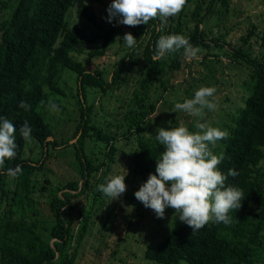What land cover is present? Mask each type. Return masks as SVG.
Here are the masks:
<instances>
[{"label":"trees","instance_id":"1","mask_svg":"<svg viewBox=\"0 0 264 264\" xmlns=\"http://www.w3.org/2000/svg\"><path fill=\"white\" fill-rule=\"evenodd\" d=\"M75 1L0 0V118L12 121L18 145L16 157L6 161L4 170L16 165L23 169L14 180L0 170V264H81L77 260L91 212L84 202L78 207V202L81 198L99 199L97 185L109 176L111 163L127 152L121 145L123 140L130 145L129 140L135 139L128 154L130 172L143 181L155 173V159L164 147L157 144L155 136L143 135V125L186 57L180 50L159 61L152 59L157 39L166 34L184 35L193 46L205 50L200 64L206 65L208 57L219 55L213 52L219 46L231 61H241L248 68L249 81L244 85L246 89L249 86V95L244 106L236 108L239 114L234 113L229 120L228 138L213 149L214 154L224 153L219 165L222 172L234 169L238 173L235 178L229 176L226 183L242 189L245 197L241 207L229 213L230 225L210 222L192 233L182 223L148 246L144 257L163 264H264V26L258 33L252 25L240 37L245 48L231 42L223 45L217 33L204 31L202 23L218 11L227 12L228 0H187L166 28L161 30L157 20L142 24L135 47L115 61L107 77L99 68L87 69L76 55L84 52L85 42L101 38L100 47L90 48L86 54L90 58L103 56L115 31L113 24L88 37L68 22ZM77 14L94 20L86 3L77 7ZM253 36L263 50L261 55H251ZM136 59L139 65L131 96L118 104L124 114L121 118L112 116V128L98 125L92 120L94 104L87 101L88 90L106 92L127 84L124 72ZM65 70L76 74L79 113L73 131L57 140L37 107L49 94L63 93L59 81ZM21 101L30 105L29 110L19 107ZM24 121L32 129L35 144L30 145V157L25 155L28 141L19 132ZM118 128L123 131L118 132ZM96 147L108 149L103 160L95 153ZM56 151V156H72L74 174L53 187L45 164Z\"/></svg>","mask_w":264,"mask_h":264},{"label":"rangeland","instance_id":"2","mask_svg":"<svg viewBox=\"0 0 264 264\" xmlns=\"http://www.w3.org/2000/svg\"><path fill=\"white\" fill-rule=\"evenodd\" d=\"M82 2L87 4L94 20L85 15L77 14V7ZM110 3L111 0H76L74 7L67 16L70 25L78 27L88 37L98 32L102 33V30L113 24L115 31L110 46L103 56L90 58L86 54L90 48L100 47L101 38L85 42L83 44L84 52L76 55L87 69L99 68L107 77L110 76L115 61L130 50L122 40L124 34L131 33L136 37L142 25L129 27L118 23L116 17L112 19V22H109L107 8ZM219 4L218 2L217 6H220ZM227 7V12L218 11L203 20L204 31L210 35L217 33L215 36L219 37V41L223 45L231 42L235 47L242 46L239 39L246 34L247 29L254 25L256 32L259 33L264 26V0H228ZM250 44L252 56L263 53L258 40L256 41V36L250 39ZM242 47L245 48V45ZM204 52L205 50L200 49L198 58L195 59L185 57L180 69L175 72L163 99L148 117L146 124L143 125L144 136H151V139H154L158 127H176L180 123L185 124L190 130H195L194 125L198 118L191 117L182 111L174 112L173 109L176 103H182L185 99L192 98L195 91L202 86H215L217 89V109L214 112H206L205 120L211 126L223 130H227V127L231 125L230 118L237 112V107L242 108L244 106L243 100L250 92L249 86L246 89L244 85L245 82L249 81L248 68L241 61H231V58L225 55L223 48L219 46L213 49V52H218L219 55L208 57L205 61L206 65L200 64ZM138 60L130 63L124 72L129 78L127 84L121 85L119 88L108 89L106 92L88 90L87 101L94 104L92 120L98 125L112 128L113 115L121 118L124 114V108L118 107V104L131 96L133 79L138 71ZM59 82L63 93L49 94L47 99L37 107V110L44 114L53 137L57 140L67 138L73 131L77 122L75 119L79 113L76 74L70 70H65ZM49 100L59 106V112L49 110ZM118 121L120 120L118 119ZM120 131L123 130L118 128V132ZM74 141L75 139L71 140V142ZM123 141L121 145L127 152L119 155L116 161L111 163L109 175H122L127 171L125 176L127 191L119 200L109 201V198L101 193L95 202H92L91 198L84 200L81 198L78 202V207H81L84 202L86 210L91 212L89 229L87 235L82 239L77 260L81 264H163L146 259L144 251L148 246L160 241L167 233L183 223L175 216L172 208L165 210L164 218H157L151 209L144 207L135 198L134 192L144 181L140 175H133L130 172L128 154L131 151L129 149H132L130 146L135 143V139L129 140L130 145H126ZM31 144L35 145L30 140L25 147V155L29 157ZM60 147L62 146L59 145L58 148ZM105 151L106 148L104 147H96L95 153L100 156V160H103ZM51 154V157L46 161L45 169L52 186L55 187V185L73 178L74 165H72V161L74 159L70 154L56 156L59 151ZM262 166L264 167V161ZM181 264H185V262H181Z\"/></svg>","mask_w":264,"mask_h":264},{"label":"clouds","instance_id":"3","mask_svg":"<svg viewBox=\"0 0 264 264\" xmlns=\"http://www.w3.org/2000/svg\"><path fill=\"white\" fill-rule=\"evenodd\" d=\"M187 0H111L107 8L108 21L114 17L117 22L129 27L148 25L152 20L159 22L160 29L168 26L170 18H175L185 7ZM122 40L129 48L135 47L137 40L131 33H125ZM183 50L189 59L198 58L200 49L190 43L189 38L181 34L160 35L155 43L154 61ZM215 86H202L192 98L174 105L173 111H182L198 118L195 130L185 124L176 127H158L155 140L164 147L160 158L155 159V173H149L134 192L135 198L144 207L151 209L157 218H164L165 210L172 208L178 219L186 223L192 233L207 224L223 223L230 225L232 216L241 207L245 195L239 187L227 184L228 177L235 178L238 173L229 169L222 172L219 165L224 153L214 154L218 142L227 139L229 133L219 127L211 126L206 120V112L217 109ZM43 103V102H42ZM19 107L25 111L30 105L21 101ZM52 112H59V106L48 101ZM203 121V122H202ZM17 129L7 118H0V170L5 169L6 161L17 155ZM25 141L31 140L32 129L27 121L19 128ZM23 172L20 165L9 167L2 172L10 179H17ZM124 174L109 175L97 190L107 196L109 201L119 200L127 191Z\"/></svg>","mask_w":264,"mask_h":264},{"label":"water","instance_id":"4","mask_svg":"<svg viewBox=\"0 0 264 264\" xmlns=\"http://www.w3.org/2000/svg\"><path fill=\"white\" fill-rule=\"evenodd\" d=\"M49 139H52V137L50 136Z\"/></svg>","mask_w":264,"mask_h":264}]
</instances>
